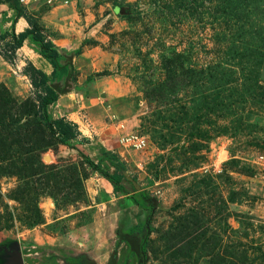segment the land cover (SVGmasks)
I'll return each instance as SVG.
<instances>
[{
  "label": "rangeland",
  "instance_id": "1",
  "mask_svg": "<svg viewBox=\"0 0 264 264\" xmlns=\"http://www.w3.org/2000/svg\"><path fill=\"white\" fill-rule=\"evenodd\" d=\"M26 8L72 68L48 114L81 136L61 144L37 119L27 60L52 72L38 44L0 56V264H264V0ZM16 18L0 3L1 32ZM132 134L146 146L124 147ZM87 159L123 164L124 191ZM130 198L153 209L145 258Z\"/></svg>",
  "mask_w": 264,
  "mask_h": 264
},
{
  "label": "trees",
  "instance_id": "2",
  "mask_svg": "<svg viewBox=\"0 0 264 264\" xmlns=\"http://www.w3.org/2000/svg\"><path fill=\"white\" fill-rule=\"evenodd\" d=\"M0 2L10 3L13 9L17 12V18H24L29 25L25 31L20 33H17L15 30L12 32L0 31V56L5 61L14 64L18 60L20 54L19 52L23 48L26 39H30L39 45V54L52 67V72L51 75H47L42 69L37 68L31 61L27 60V71L35 89L34 94L37 103V119L47 128L49 134L55 137L61 144L65 145L70 141L78 139L81 136V131L75 122L63 117L52 119L47 111V108L54 104L58 99V94L54 89L53 84L64 81L69 76L72 68L61 63L60 54L54 42L49 36L44 34L42 30H40L37 18L29 14L27 8L22 6L19 3V0H0ZM7 111L11 114L9 117L12 124H16L18 126L23 125L20 124L21 121L16 110L14 111L12 107L9 110L7 107ZM15 134H19L17 130ZM87 162L93 169L101 172L112 184V186L116 188V190L124 191V186L122 184L124 180L123 164L121 165V163L118 164L117 161H112L114 171L111 173L103 171L101 163L95 164L89 159H87ZM130 200L139 208L149 211V215L144 221L138 223V225L129 230L130 236L133 235L134 237L139 238L138 244L140 253L138 254L139 256L145 258L148 238L151 232L153 209L151 206H146L134 198H130ZM129 248L132 247L129 245ZM130 254L132 256L137 255L135 249L133 248ZM54 260L55 258L52 256H43L41 261L38 259H30L29 264H56Z\"/></svg>",
  "mask_w": 264,
  "mask_h": 264
},
{
  "label": "crops",
  "instance_id": "3",
  "mask_svg": "<svg viewBox=\"0 0 264 264\" xmlns=\"http://www.w3.org/2000/svg\"><path fill=\"white\" fill-rule=\"evenodd\" d=\"M2 6H4V3L0 2ZM19 26H21V28H19ZM29 27L28 23L26 22V20L24 18H16V28H18L17 30H15L17 33L23 32L25 31L27 28ZM27 41H31L30 39H26V41L24 42V45ZM24 47V46H23ZM23 49V48H22ZM126 209L125 211L128 212V216H130L131 212L135 214L136 218H133L130 222L131 225L129 226V230L131 228H133L134 226L138 225V223L142 222L145 220V218H141L140 214L141 211H143L141 208H139L138 206H136L134 203H127L126 204ZM145 211V210H144ZM140 213V214H139ZM127 231V230H126Z\"/></svg>",
  "mask_w": 264,
  "mask_h": 264
},
{
  "label": "built area",
  "instance_id": "4",
  "mask_svg": "<svg viewBox=\"0 0 264 264\" xmlns=\"http://www.w3.org/2000/svg\"><path fill=\"white\" fill-rule=\"evenodd\" d=\"M21 5L27 7L30 3L37 0H19ZM52 1V0H50ZM121 143L126 148L141 149L146 146V139L143 136L139 135H130L128 137H123ZM263 159V157H260Z\"/></svg>",
  "mask_w": 264,
  "mask_h": 264
},
{
  "label": "water",
  "instance_id": "5",
  "mask_svg": "<svg viewBox=\"0 0 264 264\" xmlns=\"http://www.w3.org/2000/svg\"><path fill=\"white\" fill-rule=\"evenodd\" d=\"M20 255V254H19ZM19 259H20V257H19Z\"/></svg>",
  "mask_w": 264,
  "mask_h": 264
}]
</instances>
